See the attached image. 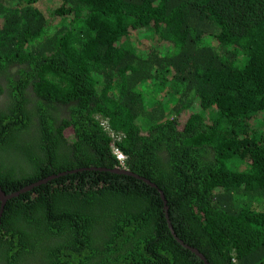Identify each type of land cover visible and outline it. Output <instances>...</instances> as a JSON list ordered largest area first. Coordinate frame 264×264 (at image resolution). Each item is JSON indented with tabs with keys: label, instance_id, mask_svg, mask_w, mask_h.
Segmentation results:
<instances>
[{
	"label": "trees",
	"instance_id": "1",
	"mask_svg": "<svg viewBox=\"0 0 264 264\" xmlns=\"http://www.w3.org/2000/svg\"><path fill=\"white\" fill-rule=\"evenodd\" d=\"M0 96V264H264V0H0Z\"/></svg>",
	"mask_w": 264,
	"mask_h": 264
},
{
	"label": "water",
	"instance_id": "2",
	"mask_svg": "<svg viewBox=\"0 0 264 264\" xmlns=\"http://www.w3.org/2000/svg\"><path fill=\"white\" fill-rule=\"evenodd\" d=\"M100 171H101V170H100ZM113 172L116 173V174H124V175H128V176H133V177H135L136 179H141L140 177H138V176H136V175H134V174H132V173H130V172H128V171H124V170H120V169H115ZM59 176H62V174H60ZM59 176H52V177H49V178H47L46 180H43V181L37 182V183L32 184V185H29V186H26V187L20 189L19 191H17V192H13V193H10V194H5V192H4V191L1 189V187H0V216H1L2 212H3V210H4V207H5V204H6L7 201L11 200L12 198H16V197H18L19 195L24 194V193H26L27 191L32 190L34 187L39 186V185H41V184H44V183H46L47 181H50V180H52V179H54V178H57V177H59ZM141 180H143L145 183L149 184V185L152 186V187H156L155 185L151 184V183H150L149 181H147L146 179H141ZM159 193H160V197H161V199H162V201H163V203H164V211H165V217H166V219H167V225H168V228H169L171 234L173 235L174 239H175L180 245H182L184 248L188 249L189 251H191L192 253H194L197 257H199V259H201L205 264H208L207 261H206V259H205V257H204L202 254H200L196 249H193V248H191V247H188L187 245H185L181 240H179V239L176 237V235H175V233H174V231H173V229H172V226H171L170 220H169V216H168V208H167V206H166V200H165V198H164L163 193L160 192V191H159Z\"/></svg>",
	"mask_w": 264,
	"mask_h": 264
},
{
	"label": "built area",
	"instance_id": "3",
	"mask_svg": "<svg viewBox=\"0 0 264 264\" xmlns=\"http://www.w3.org/2000/svg\"><path fill=\"white\" fill-rule=\"evenodd\" d=\"M113 154L116 157V160L119 162V165H120L119 168L121 169V167H123V165H124L125 157L123 156V154L121 152H119L116 149L114 150Z\"/></svg>",
	"mask_w": 264,
	"mask_h": 264
},
{
	"label": "flooded vegetation",
	"instance_id": "4",
	"mask_svg": "<svg viewBox=\"0 0 264 264\" xmlns=\"http://www.w3.org/2000/svg\"><path fill=\"white\" fill-rule=\"evenodd\" d=\"M1 100H2V99H1V96H0V102H1Z\"/></svg>",
	"mask_w": 264,
	"mask_h": 264
}]
</instances>
